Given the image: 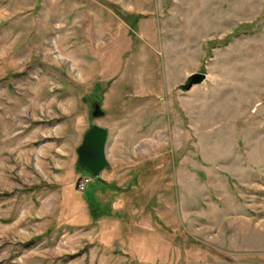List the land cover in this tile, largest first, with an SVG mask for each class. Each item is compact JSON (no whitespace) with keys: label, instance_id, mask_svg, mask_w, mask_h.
Segmentation results:
<instances>
[{"label":"rangeland","instance_id":"374dc122","mask_svg":"<svg viewBox=\"0 0 264 264\" xmlns=\"http://www.w3.org/2000/svg\"><path fill=\"white\" fill-rule=\"evenodd\" d=\"M102 242L264 264V0H0V264H102Z\"/></svg>","mask_w":264,"mask_h":264},{"label":"water","instance_id":"95a60500","mask_svg":"<svg viewBox=\"0 0 264 264\" xmlns=\"http://www.w3.org/2000/svg\"><path fill=\"white\" fill-rule=\"evenodd\" d=\"M205 74L202 72L190 73L183 84L178 88L182 91L188 90L191 86L204 81ZM102 112L99 110L97 103L92 106L91 115L99 116ZM107 131L105 128L91 124L85 131L80 144L76 147L77 163L86 169L91 175L97 176L105 167V140Z\"/></svg>","mask_w":264,"mask_h":264},{"label":"crops","instance_id":"0c3cea01","mask_svg":"<svg viewBox=\"0 0 264 264\" xmlns=\"http://www.w3.org/2000/svg\"><path fill=\"white\" fill-rule=\"evenodd\" d=\"M110 226L111 225L108 226L106 224L102 225V232L108 231V230L109 231L112 230L110 228ZM129 246L130 247H129L128 251H126V252H120V251H118L119 249L116 250L114 247L110 248L107 245L105 246V243L102 242V264H105L107 262V260H106V254H105L104 250L105 249H108V248H110V250H111V255H110V258L109 259L112 260V261L113 260L116 261L117 264H120L121 261L124 260V259H119L122 256H124L123 258H125V260H128V264H137V261L132 259V258H135L134 253L130 250L131 247H132V245H129ZM132 250H133V247H132Z\"/></svg>","mask_w":264,"mask_h":264},{"label":"built area","instance_id":"2783aa9c","mask_svg":"<svg viewBox=\"0 0 264 264\" xmlns=\"http://www.w3.org/2000/svg\"><path fill=\"white\" fill-rule=\"evenodd\" d=\"M78 187H79L80 189H83V187H84V181L79 182V183H78Z\"/></svg>","mask_w":264,"mask_h":264},{"label":"trees","instance_id":"16d2710c","mask_svg":"<svg viewBox=\"0 0 264 264\" xmlns=\"http://www.w3.org/2000/svg\"><path fill=\"white\" fill-rule=\"evenodd\" d=\"M77 167H78V168H81V167H79V165H77Z\"/></svg>","mask_w":264,"mask_h":264}]
</instances>
